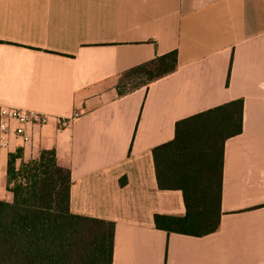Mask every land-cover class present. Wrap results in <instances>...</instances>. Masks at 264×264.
<instances>
[{"label":"crops","instance_id":"0c3cea01","mask_svg":"<svg viewBox=\"0 0 264 264\" xmlns=\"http://www.w3.org/2000/svg\"><path fill=\"white\" fill-rule=\"evenodd\" d=\"M172 50L173 72L118 93L122 72ZM238 98L218 229H157L154 214L185 206L180 190L158 188L152 148L179 119ZM11 107L49 118L7 119L5 200L8 153L53 149L70 172L69 210L114 222L111 264H264V0H0V110Z\"/></svg>","mask_w":264,"mask_h":264},{"label":"trees","instance_id":"16d2710c","mask_svg":"<svg viewBox=\"0 0 264 264\" xmlns=\"http://www.w3.org/2000/svg\"><path fill=\"white\" fill-rule=\"evenodd\" d=\"M176 67L175 50L157 55L122 72L117 91L145 86ZM242 108L238 98L181 118L173 138L152 148L158 188L180 190L185 206L183 215L154 214L157 229L193 236L218 229L223 147L241 132ZM70 183L69 169L58 165L53 149L29 160L21 149L8 153L12 199L0 198V264L112 263L114 222L72 213Z\"/></svg>","mask_w":264,"mask_h":264},{"label":"built area","instance_id":"2783aa9c","mask_svg":"<svg viewBox=\"0 0 264 264\" xmlns=\"http://www.w3.org/2000/svg\"><path fill=\"white\" fill-rule=\"evenodd\" d=\"M74 115L76 116V113ZM8 118L15 119L19 124L33 123L42 125L47 123L49 117L45 113L28 111L16 107H11L3 111L0 110V147L6 145V140L3 136V133L7 129L6 121ZM69 120L70 118L56 117V122L59 126H66L69 123ZM16 131L19 135H23V128L21 126H19Z\"/></svg>","mask_w":264,"mask_h":264},{"label":"rangeland","instance_id":"374dc122","mask_svg":"<svg viewBox=\"0 0 264 264\" xmlns=\"http://www.w3.org/2000/svg\"><path fill=\"white\" fill-rule=\"evenodd\" d=\"M128 86H130V85L128 84ZM0 197H2L3 199H5L7 197V195H0Z\"/></svg>","mask_w":264,"mask_h":264}]
</instances>
